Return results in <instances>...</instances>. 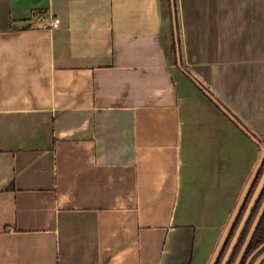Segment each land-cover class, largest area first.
Instances as JSON below:
<instances>
[{
    "label": "crops",
    "instance_id": "1",
    "mask_svg": "<svg viewBox=\"0 0 264 264\" xmlns=\"http://www.w3.org/2000/svg\"><path fill=\"white\" fill-rule=\"evenodd\" d=\"M200 84L263 139L264 0H0V264H209L262 150Z\"/></svg>",
    "mask_w": 264,
    "mask_h": 264
},
{
    "label": "water",
    "instance_id": "2",
    "mask_svg": "<svg viewBox=\"0 0 264 264\" xmlns=\"http://www.w3.org/2000/svg\"><path fill=\"white\" fill-rule=\"evenodd\" d=\"M179 52V50H178ZM178 59H179V64L181 66V54L180 52L178 53ZM201 85V84H200ZM203 88V87H202ZM204 92L206 93V95L212 99L214 102L217 103V105H219V107L223 110V112L228 115L230 118H232V120L243 130L245 131L247 134H249L257 143L259 146H261V155L257 161V165L255 166V168L253 169V171L251 172L250 176H249V180L248 182L246 183L243 191L241 192L240 194V198L233 210V214L231 215L226 227H225V230L218 242V246L216 248V250L214 251L211 259H210V262L209 264H216L217 263V260L219 258V255L224 247V243L226 242L231 230H232V227L237 219V217L239 216L240 214V210L243 206V204L245 203L246 199L248 198V194L250 192V189L255 181V177L257 176L259 170L261 169V167L264 165V144H262L260 142V140L249 130H247V128L244 126V124L232 113L230 112L224 105L223 103L217 99L216 97L213 96V94L207 90L206 88H203ZM264 187V173L261 177V181L259 183V185L257 186V188L255 189L254 193L252 194V198L250 200V203L245 211V215L241 221V223L239 224L238 226V230L234 236V238L232 239L231 241V245L229 246L227 252L225 253V256L223 257L222 259V263L221 264H229V259L231 258L234 250H235V247H236V243L238 242L239 238H240V235L241 233L243 232V230L245 229V225H246V222L248 221L249 217L251 216V210H252V207L255 203V201L257 200V198L259 197V193L261 192V190L263 189ZM264 214V201L259 209V212L255 218V220L253 221L252 225H251V230L246 238V240L244 241V245L241 249V251L239 252L237 258H236V263L235 264H240L242 262V258L244 257L248 247H249V243L251 242V239L253 238L256 230H257V226L262 218ZM264 247V242L263 244L257 248L254 252H252V254L249 256V258L247 259V262L246 264H250L251 262V258L252 256L254 255L255 252H257L258 250L262 249ZM262 259H264V253L262 255L259 256V258L257 259V261L255 262V264H260Z\"/></svg>",
    "mask_w": 264,
    "mask_h": 264
},
{
    "label": "trees",
    "instance_id": "3",
    "mask_svg": "<svg viewBox=\"0 0 264 264\" xmlns=\"http://www.w3.org/2000/svg\"><path fill=\"white\" fill-rule=\"evenodd\" d=\"M185 72L188 74V76L192 79V80H194L196 83H198L195 79H194V77H193V75L191 74V72L189 71V70H185ZM201 87H203V88H205L202 84H201ZM209 90V89H208ZM210 91V90H209ZM212 93V92H211ZM213 94V93H212ZM214 96V95H213ZM217 98V97H216ZM218 99V98H217ZM220 100V99H219ZM221 101V100H220ZM219 106V105H218ZM243 131V130H242ZM264 170V166H263V169H260V171H259V173H258V175H257V177L255 178L256 180H255V183H254V185L252 186V189L250 190V192H249V196H248V198L246 199V201H245V203H244V205H243V208L247 205V203L250 201V198L252 197V192H253V190L255 189V186L258 184V182H259V180H260V178H261V176H262V173L264 172L263 171ZM263 201H264V187H263V189L261 190V192L259 193V197L257 198V200L255 201V203H254V205H253V207H252V212H251V216H250V219L248 220V222H247V224H246V226H245V230L243 231V233H242V235H241V237H240V239H239V241H238V245H237V247L235 248V251H234V253H233V255L231 256V258H230V262H229V264H234L235 263V259H236V257H237V255H238V253L240 252V250H241V248H242V246H243V243H244V241H245V239H246V237H247V235L249 234V232H250V230H251V224L253 223V221L255 220V218H256V216H257V214H258V212H259V209H260V207H261V205H262V203H263ZM243 210V209H242ZM241 213H242V211H241ZM240 218H241V214H240V216L238 217V219L236 220V222H235V226H234V229L236 228V226H237V224L240 222ZM258 228H257V230H256V232H255V234H254V236H253V238L251 239V243H250V246H249V248H248V250H247V252H246V254H245V256H244V260L246 259V257L252 252V250L253 249H255L257 246H259L261 243H263L264 242V214H263V216H262V218H261V220H260V222H259V224H258V226H257ZM233 235V234H232ZM232 235L229 237V239H227L226 240V242H225V246H224V248L222 249V251H221V253H220V255H219V258H218V260H217V263L216 264H221V259H222V257L224 256V254H225V252H226V250L228 249V243L231 241V239H232ZM245 263V261H243V263L242 264H244Z\"/></svg>",
    "mask_w": 264,
    "mask_h": 264
},
{
    "label": "rangeland",
    "instance_id": "4",
    "mask_svg": "<svg viewBox=\"0 0 264 264\" xmlns=\"http://www.w3.org/2000/svg\"><path fill=\"white\" fill-rule=\"evenodd\" d=\"M208 97V96H207ZM217 104V103H216ZM235 115V114H234ZM243 124H244V126L247 128V130H249V131H251V128H249V127H247L246 126V124L237 116V115H235ZM228 117V116H227ZM229 118V117H228ZM230 119V118H229ZM231 121H233L232 120V118L230 119ZM240 131H241V129H240ZM256 137H258L253 131H251ZM259 138V137H258ZM260 140V142L262 143V144H264V137H263V139H259ZM258 147H260L259 149H260V151H261V146H258ZM239 148V147H238ZM264 166V165H263ZM263 166L261 167V169H263ZM260 171V170H259ZM264 171V170H263ZM259 173V172H258ZM264 173V172H263ZM263 173H262V175H263ZM258 175V174H257ZM257 177V176H256ZM255 177V178H256ZM262 177V176H261ZM256 180V179H255ZM260 181H261V178H260V180H259V182H258V184L255 186V189L257 188V186L259 185V183H260ZM254 183H255V181H254ZM254 183H253V185H254ZM252 185V186H253ZM251 189H252V187H251ZM250 189V190H251ZM255 189L253 190V192H252V194L254 193V191H255ZM253 196V195H252ZM252 198V197H251ZM251 198H250V200H251ZM238 202V201H237ZM237 202H236V204H237ZM249 203H250V201L247 203V205L243 208V206H242V208H241V210H240V214H241V218H240V222L237 224V226H236V228L234 229V226H235V223H234V225H233V227H232V230H231V232H230V234H229V236H228V238L227 239H229V237L232 235V239L234 238V236H235V234H236V232H237V230H238V226H239V224L241 223V221H242V219H243V217H244V215H245V211H246V209H247V207H248V205H249ZM244 205V204H243ZM236 206V205H235ZM243 209V210H242ZM241 211H242V213H241ZM233 214V213H232ZM240 214H239V216H240ZM238 216V217H239ZM238 217H237V219H238ZM236 219V220H237ZM249 219H250V217H249ZM248 219V220H249ZM236 222V221H235ZM248 222V221H247ZM247 222H246V224H247ZM252 225V224H251ZM246 226V225H245ZM245 228V227H244ZM245 230V229H244ZM243 230V231H244ZM243 233V232H242ZM242 233H241V235H242ZM241 235H240V237H241ZM248 236V235H247ZM247 238V237H246ZM232 239H231V241H232ZM240 239V238H239ZM246 240V239H245ZM231 241L228 243V246H230L231 244ZM239 241V240H238ZM238 243V242H237ZM236 243V244H237ZM251 243V242H250ZM249 243V244H250ZM225 244V243H224ZM238 245V244H237ZM237 245H236V247H237ZM244 245V244H243ZM225 246V245H224ZM250 246V245H249ZM235 247V248H236ZM243 247V246H242ZM224 248V247H223ZM229 248V247H228ZM249 248V247H248ZM264 248V247H263ZM228 250V249H227ZM227 250H226V252H227ZM248 250V249H247ZM264 250V249H263ZM263 250L262 251H260L258 254H256V255H254V257L252 258V264H253V262L255 261L254 259L257 257V255H259L260 253H262L263 254ZM235 251V250H234ZM225 252V253H226ZM247 252V251H246ZM246 254V253H245ZM261 254V255H262ZM224 256H225V254H224ZM223 256V257H224ZM245 256V255H244ZM223 257H222V259H223ZM222 259H221V261H222ZM230 260V259H229ZM243 261H245V263L244 264H246V262H247V260H244V257L242 258V262L240 263V264H242L243 263ZM235 262H236V259H235ZM262 262H264V259H262V261H261V263ZM222 263V262H221ZM260 263V264H261Z\"/></svg>",
    "mask_w": 264,
    "mask_h": 264
},
{
    "label": "flooded vegetation",
    "instance_id": "5",
    "mask_svg": "<svg viewBox=\"0 0 264 264\" xmlns=\"http://www.w3.org/2000/svg\"><path fill=\"white\" fill-rule=\"evenodd\" d=\"M263 243H261L259 246H257L255 249L252 250V252H254L257 248H259ZM242 249V248H241ZM264 248L258 250L257 252L254 253V255L258 254L260 251H262ZM241 251V250H240ZM252 252L246 257L245 260H247L249 258V256L252 254ZM234 253V252H233ZM263 253H264V250H263ZM239 254V253H238ZM262 253H260L259 255H257V257L254 259L255 261L253 262V264H255V262L257 261V259L259 258V256L261 255ZM233 255V254H232ZM254 255L252 256V258L254 257ZM238 256V255H237ZM237 258V257H236ZM252 258H251V262L250 264H252ZM236 263V262H235ZM234 263V264H235Z\"/></svg>",
    "mask_w": 264,
    "mask_h": 264
},
{
    "label": "built area",
    "instance_id": "6",
    "mask_svg": "<svg viewBox=\"0 0 264 264\" xmlns=\"http://www.w3.org/2000/svg\"><path fill=\"white\" fill-rule=\"evenodd\" d=\"M61 21H60V19L59 18H55L53 21H52V23H53V25L55 26V27H58V26H60L61 25V23H60Z\"/></svg>",
    "mask_w": 264,
    "mask_h": 264
}]
</instances>
